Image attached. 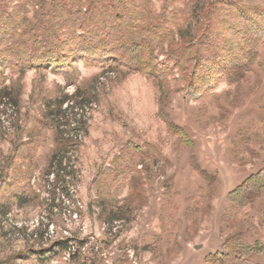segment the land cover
<instances>
[{"label":"rangeland","instance_id":"374dc122","mask_svg":"<svg viewBox=\"0 0 264 264\" xmlns=\"http://www.w3.org/2000/svg\"><path fill=\"white\" fill-rule=\"evenodd\" d=\"M0 1L25 26L31 20L30 0ZM133 1L139 8L149 4L151 11H160L165 3ZM239 1L264 10V0ZM166 3L182 26L173 32L171 46L178 49V39L196 29L199 0ZM237 37L242 43L230 49L244 55L249 47L241 46V33ZM251 45L257 56L250 72L231 85L219 82L198 100L172 92L183 84L177 71L168 79L165 98L151 78L111 73L103 64L90 67L81 60L71 66L78 76L74 84L35 69L20 77L5 69V85L20 90L18 112L12 105L0 109V264H40L35 255L60 241L70 247L68 254L46 264H206L207 256L221 252L225 241L240 231L232 218L227 220L232 209L228 195L264 169V39ZM158 62L164 63L162 54ZM74 94L77 108L66 115L81 129L71 132L75 146L56 181L47 176L53 171L54 134L38 120L46 101L55 105ZM161 104L190 136L193 149L170 134L159 115ZM18 140L30 144L14 152ZM128 143L154 145L165 159L155 163L124 152L134 163H145L147 169L138 167L142 195L127 185L109 190L101 180ZM194 166L216 176L209 201L204 199L208 186ZM111 209L121 219L112 225L107 224ZM236 219L248 239L264 241V190ZM246 264L263 261L254 258Z\"/></svg>","mask_w":264,"mask_h":264},{"label":"trees","instance_id":"16d2710c","mask_svg":"<svg viewBox=\"0 0 264 264\" xmlns=\"http://www.w3.org/2000/svg\"><path fill=\"white\" fill-rule=\"evenodd\" d=\"M164 2L160 11H151L149 4L139 8L133 0H30L33 13L25 26L26 21L9 13L0 1V109L6 105H12L16 112L19 109L20 88L5 85V69L15 71L19 77L28 69H35L60 75L68 84H74L78 76L71 66L81 60L90 67L103 64L111 73H137L151 78L165 90V98L170 92L168 79L177 71L183 87H176L172 92L181 91L190 100H198L219 82L234 84L250 72L257 56L251 43L264 39V10L244 5L239 0H199L196 29L186 37H178L181 42L179 48L174 49L171 46L175 40L173 32L182 26L177 21L178 14L170 11L166 0ZM239 33L248 45L241 46L249 47L244 55L230 49V45L242 43L237 37ZM4 34L7 39H3ZM166 44L170 48L164 53ZM159 54L163 55L164 63L158 62ZM77 98L76 94L64 96L55 105L46 101V110L38 120L41 127L54 134L55 149L49 160V168L53 171L47 176L53 175L56 181L66 170L65 156L75 146L71 132L81 129L79 122L66 115L77 108ZM163 108L161 104L159 115L170 134L183 146L193 149L190 136L168 118ZM29 144L18 140L14 146H18L17 150L13 151ZM124 152L137 154L143 160L152 159L155 163L165 159L154 145L144 147L128 143L102 174L103 186L109 190L127 185L142 195L138 167L147 169L145 163L143 160L134 163ZM193 168L208 186L204 199L209 201L216 176L198 166ZM127 178L129 181L125 183ZM99 188V192L105 191L100 185ZM263 190L264 169L249 176L228 195L236 211L229 210L227 220L232 218V224L238 225L241 232L228 238L221 252L207 256L206 264H246L254 258H261L264 264V241L248 239L239 226L241 221L236 219L237 212L252 204ZM103 202L99 201L101 209ZM109 213L107 224L121 220L115 217L112 209ZM69 250L67 243L60 241L36 254L34 260L40 264L51 263Z\"/></svg>","mask_w":264,"mask_h":264}]
</instances>
